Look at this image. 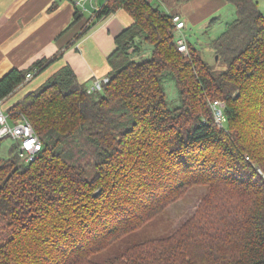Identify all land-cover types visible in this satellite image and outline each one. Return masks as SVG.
I'll return each instance as SVG.
<instances>
[{
	"label": "trees",
	"instance_id": "obj_1",
	"mask_svg": "<svg viewBox=\"0 0 264 264\" xmlns=\"http://www.w3.org/2000/svg\"><path fill=\"white\" fill-rule=\"evenodd\" d=\"M224 1L236 16L210 42L222 70L190 43L189 54L178 49L176 12L105 0L94 18L124 8L134 22L116 37L103 89L89 92L67 65L9 107L44 146L30 163L16 142L0 157V264H264V12L256 0ZM139 38L150 57L138 59ZM51 61L11 69L0 99ZM215 99L225 102L227 128L215 122ZM198 185L208 193L172 235L131 238Z\"/></svg>",
	"mask_w": 264,
	"mask_h": 264
},
{
	"label": "crops",
	"instance_id": "obj_2",
	"mask_svg": "<svg viewBox=\"0 0 264 264\" xmlns=\"http://www.w3.org/2000/svg\"><path fill=\"white\" fill-rule=\"evenodd\" d=\"M198 1L190 0L191 8L184 12L185 4L183 12L176 13L194 24L201 14H212L227 5L224 0H205L204 6L197 5ZM104 2L94 0L88 7L91 11ZM210 2L218 6L207 13ZM79 9L70 0H0V79L13 68L28 69L36 61L51 57L41 72L42 83L67 65L87 87L96 78L109 76L112 67L108 59L117 47L116 37L134 19L124 8L100 19L94 18L93 11L82 13ZM78 10L82 15H77ZM38 84L29 87L28 92L41 85Z\"/></svg>",
	"mask_w": 264,
	"mask_h": 264
},
{
	"label": "rangeland",
	"instance_id": "obj_3",
	"mask_svg": "<svg viewBox=\"0 0 264 264\" xmlns=\"http://www.w3.org/2000/svg\"><path fill=\"white\" fill-rule=\"evenodd\" d=\"M154 5H160L161 8L167 10L168 12H183V6L185 4H188L184 12L187 11V9L191 8V5L188 2L184 3H178L176 0H151ZM205 0H200L196 2L197 5H200ZM259 4L260 9L264 12V0H256ZM227 5L225 7H220L217 10H215L218 6V3L214 4V2H210L207 13H211L212 10H215L212 12V14H207L205 16L202 15L201 18L198 20H194V24H191L192 21H185L186 26L181 31L174 30L176 39L179 37L184 38L187 43H190L191 47L197 48V50L200 52L201 57L203 60L211 65L215 70H222L225 68V64L220 61V56L216 54L215 50L210 46V42L212 39L217 38L218 35H220L224 29L225 24L232 20L236 16L235 8L232 4L226 3ZM205 3H203V6ZM202 11V10H200ZM199 11V12H200ZM88 14V13H87ZM200 15V16H201ZM210 15V16H208ZM185 16V14H184ZM186 18V17H185ZM215 18V19H214ZM214 19L213 23H210L211 20ZM137 43L139 44V47L141 48V54L138 58V55H135L136 58H146L151 56L152 47L144 41V38H139L137 40ZM134 50V47L130 49L132 52ZM218 56V58H217ZM44 74H38L35 75L32 81L29 85L28 82L24 83L16 92H14L12 95H10L3 103V107L5 109L9 108L13 104L17 103L26 93H28L29 87L38 84L40 85L42 82ZM43 84V83H42ZM39 87V86H38ZM37 87V88H38ZM36 89V88H35ZM34 89V90H35ZM165 89H166V95L169 102L170 107H175L179 105L180 100L178 98V89L176 86V83L174 80H167L165 83ZM225 128L228 127V123H225ZM15 140L7 137L1 140L0 143V157H7L11 151L12 148H14ZM92 151V150H91ZM92 158V156H91ZM261 168L258 167V170ZM208 193V187L205 185H198L190 189L183 197L179 198V200H176L174 202H171L164 208L162 212H160L156 217L150 220V222L144 226L142 230H140L142 233L137 236V239L134 237V235L131 236V238L134 241H138V239H147V238H160L172 235L175 231H177L185 222L190 220L192 217H194L195 213L197 212V209L199 208L200 204L202 203L204 197ZM128 243V241L118 243L115 245V253L119 251L118 246H125ZM108 258V256L105 253L104 257Z\"/></svg>",
	"mask_w": 264,
	"mask_h": 264
},
{
	"label": "built area",
	"instance_id": "obj_4",
	"mask_svg": "<svg viewBox=\"0 0 264 264\" xmlns=\"http://www.w3.org/2000/svg\"><path fill=\"white\" fill-rule=\"evenodd\" d=\"M80 8L82 13L90 11L88 4H94V0H70ZM99 6H96L92 13L96 14ZM90 11V12H91ZM174 30L181 31L185 28L186 23L182 16L178 13L173 15ZM178 49L189 54L188 43L184 38L177 39ZM39 68H35L27 73L25 83L32 80L37 74ZM110 80V77L96 78L91 86L88 87L89 92L101 91L103 85ZM6 100L0 99V141L4 138L10 137L17 143L16 152L19 157L26 163L33 162L37 159L40 152L43 150V141L34 129L33 124L29 118L22 111H9L5 109L3 103ZM214 119L219 127L225 128L227 116L225 113V102L221 99H215L211 102ZM249 158V157H247Z\"/></svg>",
	"mask_w": 264,
	"mask_h": 264
},
{
	"label": "water",
	"instance_id": "obj_5",
	"mask_svg": "<svg viewBox=\"0 0 264 264\" xmlns=\"http://www.w3.org/2000/svg\"><path fill=\"white\" fill-rule=\"evenodd\" d=\"M217 58H218V56H217Z\"/></svg>",
	"mask_w": 264,
	"mask_h": 264
}]
</instances>
